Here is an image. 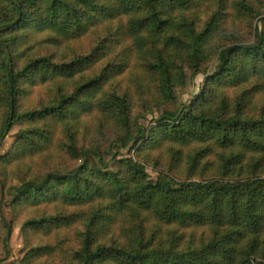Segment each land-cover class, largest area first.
Instances as JSON below:
<instances>
[{
	"label": "trees",
	"instance_id": "1",
	"mask_svg": "<svg viewBox=\"0 0 264 264\" xmlns=\"http://www.w3.org/2000/svg\"><path fill=\"white\" fill-rule=\"evenodd\" d=\"M15 125L2 264H264V0H0V149Z\"/></svg>",
	"mask_w": 264,
	"mask_h": 264
},
{
	"label": "rangeland",
	"instance_id": "2",
	"mask_svg": "<svg viewBox=\"0 0 264 264\" xmlns=\"http://www.w3.org/2000/svg\"><path fill=\"white\" fill-rule=\"evenodd\" d=\"M253 37L250 33L241 31L239 33V42L251 43ZM219 61L216 60L212 62L209 66L208 72H215L218 68ZM188 80L186 87L183 89L182 94L180 96V102L184 104H189L194 96L198 93L201 85L203 84L205 76L203 74L193 75L192 72L187 71ZM193 76V77H192ZM177 106L171 104L164 108L163 110H174ZM162 110V111H163ZM159 112L155 111L154 114L147 115L146 118L138 120V122L148 127L149 124L153 122V118L158 116ZM19 130V126L15 125L8 132L7 136L3 141V146L0 149V154H3L8 150L9 146L13 143L15 136ZM105 155V154H104ZM127 155V153L125 154ZM86 158L89 161L90 167H96L97 156L92 152H88ZM108 160V156H107ZM146 173L151 180H155L156 174L151 169H146ZM22 177V176H21ZM21 177L16 179V182H21ZM9 200V196L5 193L4 188L1 187L0 191V211L2 213V222H0V235L6 238V244L8 245V249L5 252L0 251V264L3 262L9 263L12 261L18 260L23 253V250L26 247L25 244V234L21 224H15L11 226L10 221L12 218L10 207L7 205Z\"/></svg>",
	"mask_w": 264,
	"mask_h": 264
}]
</instances>
